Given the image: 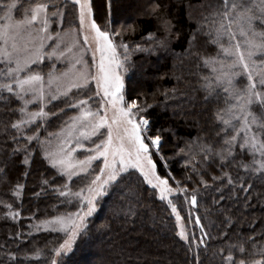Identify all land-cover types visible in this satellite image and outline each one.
<instances>
[{
    "label": "snow or ice",
    "instance_id": "1",
    "mask_svg": "<svg viewBox=\"0 0 264 264\" xmlns=\"http://www.w3.org/2000/svg\"><path fill=\"white\" fill-rule=\"evenodd\" d=\"M28 2L16 18L14 13L20 8L17 0H0V174L7 173L16 157L26 166L25 176L37 159L53 170V176L43 180L46 188L42 190L51 188L59 205L55 215L35 225L36 230L64 234L66 238L54 249V255L60 257L88 231V217L97 211L101 198L116 194L130 218L151 190V198L175 217L176 235L189 246L188 251L195 246V264H199L200 246L207 247L209 233L196 216L194 223L201 226V235H190L175 200L182 196L195 207L201 195L198 187L205 192L212 188L220 193L214 199V204L220 205L225 200L223 187L235 183L226 169L238 167L264 175V43L255 40L257 35L264 38V32L255 31L257 22L264 27V0H222L210 14L214 28L204 33L201 26L188 38L192 45L198 33L212 36L214 31L209 43L217 45L218 51L202 58L215 74L213 80L203 77L208 93L204 99L207 103L223 98L227 105L216 112L221 125L217 141L206 143L197 137L186 144L187 150L179 149L185 157V179L198 183L193 188L176 180L168 169L160 155L162 136L153 134L150 120L143 115L146 107L137 99H126L124 73L130 44L125 36L134 34L132 24L120 23L117 28L118 22L110 19L99 23L93 0ZM111 5L112 0H107L109 12ZM160 9L161 5L151 0L143 14L160 20L166 36L158 39L148 33L145 43L166 49L174 26L160 15ZM69 15L74 24H69ZM72 35L75 38L68 39ZM133 50L145 48L137 43ZM55 121H59L56 130L49 131ZM157 156L163 162V173L158 170ZM246 156L252 157L250 163L244 162ZM209 169L221 173L212 174L211 183L205 179ZM75 177L88 182L73 191L70 184L75 183ZM58 178L66 182L58 185ZM22 187L15 185L14 195L19 196ZM251 187L241 184L240 190L247 193ZM250 201L251 196L246 197V202ZM64 205L73 211L61 213L59 206ZM5 207L13 219L19 215L11 211V204ZM216 211L224 215L228 210L217 207ZM225 223L231 225L232 221L226 217ZM260 237L264 241V232ZM231 247L245 258L237 260L230 248L223 257L226 264H264V243L255 237ZM256 255L260 259H255ZM7 257L18 262L15 253L8 252ZM51 264H58L57 259Z\"/></svg>",
    "mask_w": 264,
    "mask_h": 264
},
{
    "label": "trees",
    "instance_id": "2",
    "mask_svg": "<svg viewBox=\"0 0 264 264\" xmlns=\"http://www.w3.org/2000/svg\"><path fill=\"white\" fill-rule=\"evenodd\" d=\"M150 2L112 0L109 12L107 0H93L94 11L101 18L99 23H105L110 15L113 21L118 22L116 27L127 22L135 28L134 34L125 36L130 44L126 65V99H137L141 107H146L144 114L150 120L153 134L162 136L160 154L166 159L167 167L176 180L188 183L190 188L198 187V183L185 179V157L179 149L187 150L186 144L197 137L206 143L217 141L216 133L221 125L216 120V112L227 105L223 98L219 101L212 98L207 103L204 99L208 93L203 87V77L212 80L213 75L202 58L216 55L217 45L209 43L213 37L198 33L192 45L188 43V38L201 26L204 33L214 28L210 14L221 6L222 0H156L161 5L160 15L174 26L166 49L145 43L148 33L158 39L166 36L160 20L143 14ZM19 5V11L15 13L18 17L29 2L19 0ZM205 17H209L207 22ZM68 22L75 23L72 15L68 16ZM177 34L179 39H176ZM137 43L144 45L145 50H133ZM58 124L59 121H55L48 130L55 131ZM155 159L158 170L163 173V162L159 161V156ZM19 160L20 157H16L15 163L9 164L7 173L0 174V201L3 202L0 203V264H51L55 257L54 249L65 236L59 232L37 231V224L29 226V223L46 219L57 212L59 200L56 194L51 188L42 190L46 188L43 180L51 178L53 170L37 159L25 176L26 166L21 165ZM244 162L250 163L251 156H246ZM0 167L3 165L0 164ZM226 170L235 183L223 187L225 200L220 205L214 204L220 193L212 188L205 192L198 187L201 195L198 196L197 206H191V209L182 196L175 200L182 217H185L190 235H201V226L194 223L196 216L201 217L204 231L209 233L207 247L200 246L199 264H226L223 257L229 254L230 248L234 258H245L231 246L247 241L250 236L264 243L260 237V233L264 232V175L238 167ZM208 171L210 174L205 179L210 183L212 174H221L217 169ZM80 180L72 183L75 189L83 185ZM196 180L193 177V181ZM65 182L64 179H57L58 185ZM170 183L175 187L174 182ZM17 184L23 185L19 196L14 195ZM241 184L245 187L251 184L252 187L246 193L240 190ZM248 196H251L250 203L246 202ZM103 203L105 210L88 218V231L78 236L74 251L62 256L58 264H85V258L87 262L91 261L90 264H195V246L193 251H188L189 246L176 235L175 217L159 200L151 198V190L144 194L137 214L130 218L125 215L116 194L104 197ZM6 204L12 205L11 211L19 213L15 219L7 215L9 209ZM64 206H59V209ZM217 207L228 211L221 215L216 211ZM69 209L72 208L69 206ZM226 217L232 221L231 225L225 223ZM17 233L23 235L17 236ZM246 247L250 249L251 245ZM8 252L15 253L18 262L9 260ZM255 259H260V256L256 255Z\"/></svg>",
    "mask_w": 264,
    "mask_h": 264
},
{
    "label": "rangeland",
    "instance_id": "3",
    "mask_svg": "<svg viewBox=\"0 0 264 264\" xmlns=\"http://www.w3.org/2000/svg\"><path fill=\"white\" fill-rule=\"evenodd\" d=\"M258 2V1H257ZM17 3L19 4V0H17ZM23 14V12L21 13V15ZM14 15L16 16V18H20V17H18L15 13H14ZM113 20L112 19V17L109 15V17L106 19V21H105V23L108 21V20ZM71 24V23H70ZM67 26V25H66ZM118 28V27H117ZM255 31L257 32V33H261V32H264V27H260V26H258V22H257V26L255 27ZM215 36V33L213 32V34H212V37H214ZM75 38V36L74 35H72V36H69L68 37V39H74ZM255 40H256V43L257 44H261V43H264V38H262L261 36H259V35H257L256 36V38H255ZM218 47V46H217ZM121 52L123 51V50H120ZM257 56H259V54H257ZM218 67V66H217ZM44 71L46 72V71H48V69L47 68H45L44 69ZM212 72V71H211ZM212 75H213V78H212V80L214 79V76H215V74L214 73H212ZM124 79H125V85H126V83H127V80H128V71L127 72H125L124 73ZM239 79V78H238ZM245 81H246V78H245ZM213 87H215V85L213 84ZM237 87H242V84H238L237 85ZM89 95H91V93H89ZM232 102H234V101H232ZM141 105V104H140ZM142 106V105H141ZM31 107V106H30ZM143 115H145L144 113H143ZM163 141V140H162ZM162 143V142H161ZM161 155V154H160ZM162 156V155H161ZM250 157V156H249ZM81 158H82V156H81ZM251 160H252V157H251ZM74 179H76L75 181H79L80 180V177H75ZM79 179V180H78ZM88 181L87 180H80V183H83V185L82 186H80V187H83L84 186V184H86ZM70 187L72 188V190L73 191H76V190H78V188H74L73 186H72V184H70ZM103 199L104 198H101L100 200H99V202H98V205H97V211L95 212V213H93V215L92 216H98V214L99 213H101L102 211H104L105 209H104V203H103ZM188 208H192L189 204H188ZM59 211L61 212V213H63V212H65V211H73V209H69V206H67V205H65L62 209H59ZM56 214V212L53 214V215H55ZM47 218H49V217H47ZM89 218V217H88ZM42 220H44V219H40V220H33V221H31L30 223H29V226H33V225H35V224H39ZM41 230H43V229H41ZM45 231V230H44ZM52 232V231H51ZM58 233V232H57ZM59 233H61V234H63L62 232H59ZM64 235V234H63ZM66 238V237H65ZM78 238V237H77ZM77 240V239H76ZM76 242V241H75ZM75 242L73 243V246H72V249L69 251V252H67L66 254H64V255H62V256H67V255H69L70 253H72L73 251H74V244H75ZM62 256H60V257H54L55 259H57V261H59V259L62 257ZM84 262H85V264H90L91 263V261L90 260H88V262L86 261V258L83 260Z\"/></svg>",
    "mask_w": 264,
    "mask_h": 264
}]
</instances>
